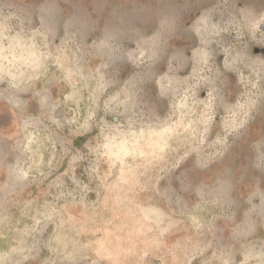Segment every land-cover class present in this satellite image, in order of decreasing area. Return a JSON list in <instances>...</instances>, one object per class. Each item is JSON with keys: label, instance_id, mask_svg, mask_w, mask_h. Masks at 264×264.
Returning <instances> with one entry per match:
<instances>
[{"label": "rangeland", "instance_id": "1", "mask_svg": "<svg viewBox=\"0 0 264 264\" xmlns=\"http://www.w3.org/2000/svg\"><path fill=\"white\" fill-rule=\"evenodd\" d=\"M37 2L0 0V116L36 142V228L0 208V264H264V0H130L77 69H36L72 26ZM150 11L167 35L128 31Z\"/></svg>", "mask_w": 264, "mask_h": 264}, {"label": "crops", "instance_id": "2", "mask_svg": "<svg viewBox=\"0 0 264 264\" xmlns=\"http://www.w3.org/2000/svg\"><path fill=\"white\" fill-rule=\"evenodd\" d=\"M43 1L45 2V0ZM130 3V0H46L47 7H44L41 2H37L36 6H41L39 8H41L43 19H46L47 16L49 22L72 21V26L67 28L69 37L66 34V46L62 49L61 45L57 46L56 40H50V38H56L57 34L53 31L45 32L43 36L48 40L43 44L37 40L41 37V33L36 32V55H46L44 61H36V69L54 68L57 59L56 54L60 52L70 55L63 68L87 67L89 58L86 57L85 61H79L80 55L100 52L97 51L96 47L105 46L100 42V39H102L104 32L110 31V28L107 29L106 27L109 26L108 22L112 21V13H117L121 6L128 8ZM151 12V15L147 12L139 20L134 15V20H129V23L133 22L134 25H129L128 31L136 30V22L138 21L140 29L145 35L153 31L158 32L159 28L161 37L165 33L167 35L168 16L165 15L163 19L162 12H160L159 27L157 25L158 13H154L156 17H153ZM80 23L81 28H78ZM84 30L93 32V35L86 37L85 41H79L75 37L78 35V31ZM44 93H47V90H40L36 95L42 100L46 96ZM26 122H28V118L23 120L21 126L20 121L15 117L11 119L3 117L0 120V208L4 209L11 205L14 208L12 212L15 213L19 221L16 227L22 229L36 228V225H25V216L36 219V187L32 186L30 181L25 180L26 177H36V142L30 143L29 136L32 132L26 126ZM33 131L35 130L33 129ZM48 131L43 130L41 133L44 135L43 141L37 144L39 149L45 151L46 164L49 163L50 154L48 150L54 146L51 144V132Z\"/></svg>", "mask_w": 264, "mask_h": 264}]
</instances>
